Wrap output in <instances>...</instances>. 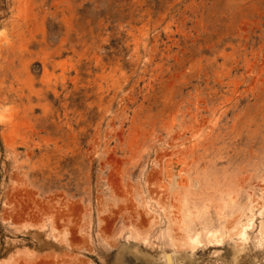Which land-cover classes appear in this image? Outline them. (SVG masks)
I'll return each instance as SVG.
<instances>
[{"label":"rangeland","instance_id":"rangeland-1","mask_svg":"<svg viewBox=\"0 0 264 264\" xmlns=\"http://www.w3.org/2000/svg\"><path fill=\"white\" fill-rule=\"evenodd\" d=\"M166 254L264 264V0H0V264Z\"/></svg>","mask_w":264,"mask_h":264},{"label":"bare ground","instance_id":"bare-ground-1","mask_svg":"<svg viewBox=\"0 0 264 264\" xmlns=\"http://www.w3.org/2000/svg\"><path fill=\"white\" fill-rule=\"evenodd\" d=\"M198 233H199V232H198ZM198 233H197V234H198ZM210 233H211V232H210ZM196 238H197V237H196ZM197 239H198V238H197ZM192 242H193V240H192ZM219 242H220V241H219ZM199 243H200V242H199ZM165 260H166V263H167V264H173V263H174V262L171 263V262H168V261H167V254L165 255Z\"/></svg>","mask_w":264,"mask_h":264}]
</instances>
